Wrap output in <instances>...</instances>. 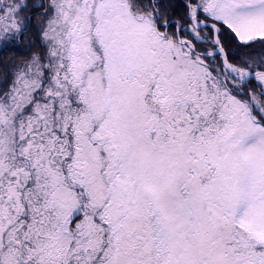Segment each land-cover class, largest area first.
Masks as SVG:
<instances>
[{
	"label": "snow or ice",
	"instance_id": "6c2138e0",
	"mask_svg": "<svg viewBox=\"0 0 264 264\" xmlns=\"http://www.w3.org/2000/svg\"><path fill=\"white\" fill-rule=\"evenodd\" d=\"M0 264H264V0H0Z\"/></svg>",
	"mask_w": 264,
	"mask_h": 264
}]
</instances>
